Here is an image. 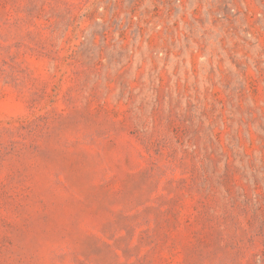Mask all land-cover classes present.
<instances>
[{"label":"rangeland","instance_id":"374dc122","mask_svg":"<svg viewBox=\"0 0 264 264\" xmlns=\"http://www.w3.org/2000/svg\"><path fill=\"white\" fill-rule=\"evenodd\" d=\"M0 264H264V0H0Z\"/></svg>","mask_w":264,"mask_h":264}]
</instances>
